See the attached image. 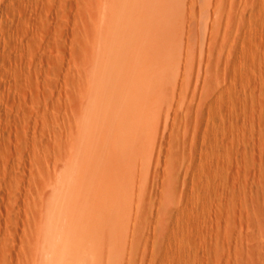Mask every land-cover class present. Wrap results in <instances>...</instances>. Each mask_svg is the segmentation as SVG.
Here are the masks:
<instances>
[{"label":"rangeland","instance_id":"rangeland-1","mask_svg":"<svg viewBox=\"0 0 264 264\" xmlns=\"http://www.w3.org/2000/svg\"><path fill=\"white\" fill-rule=\"evenodd\" d=\"M0 264H264V0H0Z\"/></svg>","mask_w":264,"mask_h":264},{"label":"bare ground","instance_id":"bare-ground-1","mask_svg":"<svg viewBox=\"0 0 264 264\" xmlns=\"http://www.w3.org/2000/svg\"><path fill=\"white\" fill-rule=\"evenodd\" d=\"M144 79V78H143ZM130 85V84H129ZM85 227V226H84Z\"/></svg>","mask_w":264,"mask_h":264}]
</instances>
